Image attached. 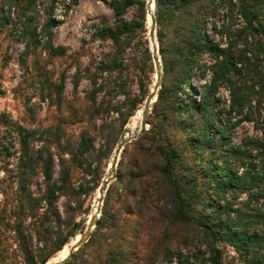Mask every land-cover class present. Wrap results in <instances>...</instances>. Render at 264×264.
Returning <instances> with one entry per match:
<instances>
[{
	"label": "rangeland",
	"instance_id": "rangeland-1",
	"mask_svg": "<svg viewBox=\"0 0 264 264\" xmlns=\"http://www.w3.org/2000/svg\"><path fill=\"white\" fill-rule=\"evenodd\" d=\"M130 1H133L132 5ZM227 1L222 3L224 8L220 11L219 23L226 25L230 39L234 41L244 27V22L239 6L231 7ZM148 2L38 0L35 12H25L23 8L17 10L16 7H10L8 0H0V117L4 115L9 122L6 125L0 122V146L3 143L11 153L19 151V137L14 126L18 125L29 132H38L29 139L30 150L48 144L51 152L56 154V146L52 143L55 139H61L66 151L62 154L70 166L68 190L56 203L59 219L51 212H46L45 206L35 216L27 214L22 217V233L27 239L22 244L15 231L19 222L15 214L19 209L15 195L19 154L7 160L0 159V264H28L24 258L26 251L37 257L44 247V241L56 239V235L61 234L69 239L68 244L51 261L73 240L84 237L96 204L97 192L110 175L112 159L121 138L129 131L134 135L139 133L142 120L137 121V115L142 112L144 117L147 98L154 93L157 82L153 49L148 36ZM154 6L156 17V0ZM112 7H119L121 14L117 16ZM229 7L231 9L228 10ZM24 16L32 19V28L36 27L38 32L45 24H50L57 53L50 54L45 49L44 41L38 47L30 45L26 48L22 38L23 26H18ZM124 27L128 30L117 42L105 36L110 29ZM158 30L157 25L156 39L160 46ZM204 30L210 40H217L209 25ZM159 54L163 78L164 66L162 55ZM203 64L209 69L214 62L204 56L198 66ZM211 77L209 70L205 81L199 82L196 78L191 80L190 90L195 95V101L199 102L201 83L206 84ZM160 89L161 84L156 100L151 102L145 134H152L154 127L161 121V116L154 112ZM145 94L148 96L141 103ZM216 99L217 124H228L226 130L231 139L230 146L242 143L248 136L259 137L252 124L232 125L234 120L231 118L234 115L229 117L227 114L230 96L226 88H219ZM135 107L134 114L129 116ZM171 131V139L181 143L185 141L187 133L182 131L175 134ZM82 134L92 140V146L82 158V165H79L71 159L77 154ZM148 146L149 142L140 138L125 145L108 185V190L113 185L117 197L113 203V213L118 217L117 245L122 244V240L124 244H131L132 264H169L165 251L167 247L172 248L176 255L171 264H210L206 247L194 232L185 231L188 238H194V246L182 249L177 246L179 232L175 231L173 238L164 234L165 223L161 222V216L156 215L143 222L138 216L123 213V196L129 189L130 173ZM212 157L205 154L202 160L193 158L187 151L182 154L179 173L184 178L183 183L200 197V203L213 196L211 191H206L208 184L205 175V169L216 163V160L212 162ZM59 170L55 158L54 179L58 178ZM44 187L42 177L38 176L32 186L36 197L40 196ZM107 192L103 203L99 201L101 214L98 220L105 207ZM141 226H144L147 235L138 239L132 231H137ZM140 240L144 242L143 245ZM102 243L103 239H97L94 244L89 243L80 252H75L74 262L80 264L94 259L99 252L98 247H104ZM216 245L222 253L221 264H245V258L228 242ZM100 255L105 259V254Z\"/></svg>",
	"mask_w": 264,
	"mask_h": 264
},
{
	"label": "trees",
	"instance_id": "trees-1",
	"mask_svg": "<svg viewBox=\"0 0 264 264\" xmlns=\"http://www.w3.org/2000/svg\"><path fill=\"white\" fill-rule=\"evenodd\" d=\"M224 1L156 0L164 75L154 112L161 116V121L152 134L147 133L140 138L147 140L149 146L130 173L129 189L123 196V213L138 216L143 222L150 217L161 216V222L165 223L164 234L173 238L174 232H179L177 246L182 249L194 246V238H188L185 231L194 232L203 241L210 264H221L222 253L216 245L219 242L231 244L245 258V264H264V0L227 1L231 7L239 6L244 22L234 41L230 39L226 25L219 23ZM8 3L17 10L23 8L25 12H35L38 0H8ZM112 9L117 16L121 14L119 7ZM20 22L18 26H23L22 38L26 48L30 45L38 47L44 41L50 54L57 53L49 23L38 32L36 27L32 28V19L24 16ZM206 25L211 27L217 40H210L204 30ZM126 30L127 27L110 29L105 36L117 42ZM204 56L214 62L209 69L205 68L206 64L198 66ZM209 70L212 77L206 84L201 83L202 92L197 102L190 90L191 80L205 81ZM220 87L229 91L227 114L229 117L234 115L232 125L252 124L259 137L248 136L242 143L230 146L231 139L226 130L228 124H217V107H214L218 103L216 95ZM147 96H142L141 103ZM0 122L3 125L9 123L4 115ZM14 126L19 137V151L11 153L2 143L0 159L7 160L19 154L15 174V195L19 203L15 214L19 222L15 231L17 239L25 244L27 239L20 223L22 217L27 214L35 216L45 206L46 212L59 219L56 203L68 190L70 166L62 154L66 151L61 139L52 143L56 146V154L51 152L48 144L30 150L29 139L38 132ZM171 130L175 134L187 133L185 141L181 143L171 139ZM91 146L92 140L82 134L77 154L71 161L82 165V158ZM184 151L196 159L203 160L208 154L213 156L212 162L216 160L205 169L206 191H211L213 196L203 203L191 187L183 183L184 178L179 173ZM55 158L60 169L57 179H54ZM38 176L42 177L45 187L36 197L32 186ZM116 198L111 185L91 239L77 252L89 243L94 244L97 239H103L104 247H98L99 252L94 259L80 264H132L131 244H124L123 240L120 245L116 242L119 241L116 231L118 217L113 213ZM132 233H136L138 239L147 235L144 226ZM68 241V238L57 234L56 239L44 241L37 257L26 251L25 261L28 264H47ZM50 247L51 250L44 253ZM165 251L171 264L176 255L170 247ZM100 253L105 254V259ZM75 255L66 264H78L74 262Z\"/></svg>",
	"mask_w": 264,
	"mask_h": 264
},
{
	"label": "water",
	"instance_id": "water-1",
	"mask_svg": "<svg viewBox=\"0 0 264 264\" xmlns=\"http://www.w3.org/2000/svg\"><path fill=\"white\" fill-rule=\"evenodd\" d=\"M148 4H154V0L149 1ZM147 4V6H148ZM156 17L155 15L152 16V29L150 31V38H152L153 40L156 38ZM160 46H156L153 50H152V57H153V61L155 64V68L157 71V82L156 85L154 87V93H151V95H149V97L147 98L146 104H145V114L144 117L142 119V123H141V129L139 131V133L137 135H133L129 140L122 142L121 144L119 143L116 151L114 154H116L117 158L114 159L112 161V167H111V174L109 175V178L107 179L106 182H104L102 185V195L103 198L100 199V202L103 203L104 201V197H105V193L108 190V185L110 184V181L112 179V175L114 173V171L116 170L117 167V162L119 160V156L124 148L125 145H127L129 142L134 141V140H138L139 138H141L145 133H146V126L148 125V115H149V110L151 109L152 105H150V102L152 101V99L156 100V96H157V92L160 88V84H161V79H162V62L160 59ZM156 102V101H155ZM123 137V136H122ZM101 214V208L98 210V215L97 218H95L93 221L89 222L86 233L84 235V237L77 243L75 244L73 247L70 248V252L69 255L62 261L60 262H56L55 264H66L68 263L75 252H77L84 244H86L88 242V240L91 238L92 232L94 230V228H96L97 226V221H98V217H100Z\"/></svg>",
	"mask_w": 264,
	"mask_h": 264
},
{
	"label": "bare ground",
	"instance_id": "bare-ground-1",
	"mask_svg": "<svg viewBox=\"0 0 264 264\" xmlns=\"http://www.w3.org/2000/svg\"><path fill=\"white\" fill-rule=\"evenodd\" d=\"M151 1V0H149ZM149 3V2H148ZM154 4H148V7H147V23H148V36H149V42H150V47L152 49H154L156 46H158V43H157V39L155 38L154 40L152 38H150V31L152 29V16L154 15ZM154 99H152L153 101ZM151 101V102H152ZM151 102H150V105L151 106ZM137 121H141L143 119V113L142 112H139L138 115H137ZM138 123V122H137ZM135 124V123H134ZM134 134L129 131V132H126L123 137L121 138V141H120V144L124 141H127L129 140ZM117 156L116 154H114V157L112 159V161L114 159H116ZM111 167L110 166V170H109V174H111ZM109 178V175L105 178L104 182L107 181V179ZM101 189L102 187L100 188V190L97 192V199H96V204L94 206V209L92 211V216L90 217V222L93 221L95 218H97V215H98V210H99V207H100V199L103 198V195H102V192H101ZM80 240L79 239H76V240H73L70 244V246L66 247L62 252H60L55 258H53L48 264H55L56 262H60L62 260H64L68 255H69V252H70V248L73 247L75 244H77Z\"/></svg>",
	"mask_w": 264,
	"mask_h": 264
}]
</instances>
